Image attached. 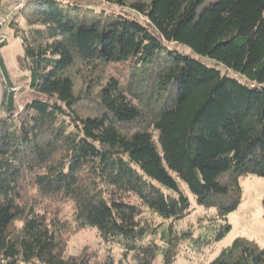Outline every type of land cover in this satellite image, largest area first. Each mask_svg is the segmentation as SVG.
<instances>
[{"label": "trees", "instance_id": "1", "mask_svg": "<svg viewBox=\"0 0 264 264\" xmlns=\"http://www.w3.org/2000/svg\"><path fill=\"white\" fill-rule=\"evenodd\" d=\"M204 1L149 0L81 23L70 13L114 0H31L35 15L14 37L35 97L18 111L7 87L0 91V264H155L158 255L159 264H172V240L184 234L154 218L188 214L179 182L207 206L228 194L224 175L264 177V0H218L197 13ZM161 52L168 65L157 95L175 92L154 116L155 138L118 131L116 124L139 119L140 98L114 76L98 86L112 117L75 113L67 72L76 60L89 71L137 70ZM216 207L221 219L235 210ZM86 229L117 247L120 258L107 250L100 259L87 248L67 254L69 238ZM156 234L163 245L151 238ZM263 256L234 241L209 264H264Z\"/></svg>", "mask_w": 264, "mask_h": 264}, {"label": "rangeland", "instance_id": "2", "mask_svg": "<svg viewBox=\"0 0 264 264\" xmlns=\"http://www.w3.org/2000/svg\"><path fill=\"white\" fill-rule=\"evenodd\" d=\"M20 1L24 2L25 7L1 29V32L6 36V46L0 49V57L4 64L3 67L0 66V91L3 88L1 85L7 87L8 92L13 94V100L18 111L35 95L27 85L26 72L22 70V47L20 41L15 39L14 33L20 34L23 29L27 28L26 22L33 19L35 11L31 8V0H0V18L5 17L14 4ZM216 1L218 0H205L198 8L197 13ZM87 3L93 4L85 1V4ZM135 4L147 6L149 0H114L113 3H97L92 8L95 10L94 12L86 7L85 10L79 9L70 13V17L81 23H89L96 18L107 20L111 16L129 12L131 6ZM167 47L169 50L182 52V48L179 46L168 45ZM187 54L199 58L188 50ZM203 61L207 65L224 72V69L215 62L208 59H203ZM167 65V55L163 52L156 56L153 65H144L137 70H130L129 68L116 70L109 66L99 65L93 71H89L81 66L79 60H76L67 72L73 82V92L77 97V104L73 109L82 119L112 117L100 104L98 86L103 85L109 76L117 77L121 83V90L127 86L140 98L138 103L139 119L130 125L116 124L118 131L125 137H130L135 132L148 131L155 138V132L152 130L154 116L160 106L164 104L163 102L165 100L170 101L175 92L172 88L170 93L164 97L157 95V78ZM220 183L228 187V194L220 199L215 198L212 205L205 206L198 205L195 197L189 193L186 186L179 182L181 192L190 203L188 214L178 221H161L154 218L157 225L170 226L176 235L184 234L182 239L172 240L175 250L172 264H209L223 248L234 241H243L255 251L264 254V210L262 207L264 177L227 174L220 178ZM230 204L235 205V210L221 219L216 206ZM226 225L230 227L229 231L220 241L213 242V238ZM151 238L159 245H163L158 234ZM84 248L96 252L100 259L107 250L110 251L115 260L120 258V250L115 246L104 245L95 230L86 229L72 235L68 240L66 252L69 255H76ZM160 259L161 257L158 255L155 264H159Z\"/></svg>", "mask_w": 264, "mask_h": 264}, {"label": "built area", "instance_id": "3", "mask_svg": "<svg viewBox=\"0 0 264 264\" xmlns=\"http://www.w3.org/2000/svg\"><path fill=\"white\" fill-rule=\"evenodd\" d=\"M25 7L24 2H16L13 6V8L10 10V12L3 18H0V42H3L6 40V36L1 32V29L4 27V25L16 14L23 11Z\"/></svg>", "mask_w": 264, "mask_h": 264}]
</instances>
